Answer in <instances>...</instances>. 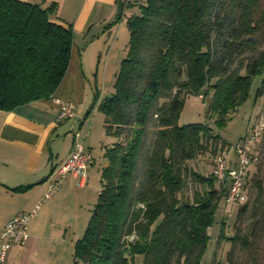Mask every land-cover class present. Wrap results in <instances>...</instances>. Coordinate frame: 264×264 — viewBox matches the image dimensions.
Returning a JSON list of instances; mask_svg holds the SVG:
<instances>
[{"label": "trees", "instance_id": "obj_1", "mask_svg": "<svg viewBox=\"0 0 264 264\" xmlns=\"http://www.w3.org/2000/svg\"><path fill=\"white\" fill-rule=\"evenodd\" d=\"M131 1L139 12L126 19L114 90L98 103L113 141L103 146L101 188L73 264H130L135 254L143 264H199L229 180L216 178L213 159L210 173L191 161L214 158L225 143L207 123L179 124V112L186 96L202 95L207 116L221 124L247 100L264 72V0ZM51 7L0 0V109L49 98L66 72L73 28L50 18ZM151 117L157 127L148 146ZM256 154L243 185L264 206V167H256L264 152Z\"/></svg>", "mask_w": 264, "mask_h": 264}, {"label": "crops", "instance_id": "obj_2", "mask_svg": "<svg viewBox=\"0 0 264 264\" xmlns=\"http://www.w3.org/2000/svg\"><path fill=\"white\" fill-rule=\"evenodd\" d=\"M24 1L39 3L44 8L52 6L50 18L72 25L68 67L52 95L71 100L74 115L59 120L58 105L51 97L11 110L0 109V228L17 211L29 210L39 202L36 214L28 220L27 239L9 247L3 264H72L74 245L84 232L101 188V170L107 161L103 155L104 143L98 149L101 155L98 164L93 156L85 177L69 172L50 197L43 196L52 168L71 150L74 131L79 128L84 131L85 149L94 153L90 145L94 143L91 118L83 110L91 92L98 95L100 85H105L110 61L119 62L120 50L112 54L110 47L105 53L102 81V48L113 34L114 22L118 16L136 10L137 5L131 0ZM120 31L121 28L113 44ZM114 67L116 79L118 69L117 65ZM99 94L98 103L107 94L105 88ZM98 103L94 106L98 107ZM101 133H105L104 127ZM229 156L234 160V154Z\"/></svg>", "mask_w": 264, "mask_h": 264}, {"label": "rangeland", "instance_id": "obj_3", "mask_svg": "<svg viewBox=\"0 0 264 264\" xmlns=\"http://www.w3.org/2000/svg\"><path fill=\"white\" fill-rule=\"evenodd\" d=\"M141 2L144 3L145 0H141ZM134 12H139V5L136 6V10L128 11L127 16H120L114 22L115 27L113 34L110 36L108 44L102 48L103 52L100 60L101 75H103L102 81H104V66L106 64L105 53L110 47H113L112 54H114L116 50H120L119 62L118 64L116 62L113 64L110 61L105 75V85H100L96 99L91 92L90 99L85 106V110H83V113L88 111V116L91 118V141L94 143L90 145L94 152L93 156L96 158V164H98L101 156L98 153L101 142L107 144V142L112 141L113 137H109L106 133H103L105 135L101 133L104 127L102 119L103 113L94 105L98 103L100 90L105 88L106 95L111 93L109 90H114L116 72L114 66L117 65L116 69H118L120 61L124 57L123 51L124 49L126 51L129 40V30L126 25V19ZM119 28H121L120 34L113 44L112 42L116 39ZM258 47H264V42L259 43ZM262 79H264V72L253 77L247 100L230 114L231 116L227 121L221 124L215 122L213 117L209 118L207 116L206 106L209 97L203 98L202 95L196 94L186 96L183 107L179 112V124L202 122L211 125L213 132L219 134L221 141L225 143V147L230 149L229 155H233L234 152L231 146H234L240 140V137L245 135L249 124L255 119L262 103H264V94L256 96V89L261 85ZM160 101H162V99ZM156 127L154 117H151L146 141L148 146L152 145L155 138ZM75 129H77V126ZM67 134H70V132H67ZM253 152L255 154L264 152V134H262L260 140L253 148ZM212 159V154L207 152L205 154H200L195 160L191 161V164L203 173H210L213 165ZM251 166L254 165H250L248 168ZM256 167H264V158L261 159ZM189 189L190 188H188L187 191L191 192V189L190 191ZM256 195V189L249 188L246 200L247 205L244 209H241V211L239 209L244 203L227 202L223 199L219 202L214 212L213 224L210 229H208L211 236L199 264H226L229 261H232L234 264H264V206H260L259 203H257L255 200ZM233 235H238V239H232L231 237ZM130 238H133V236H130ZM79 264H83V262L79 261ZM130 264H143V255L135 254Z\"/></svg>", "mask_w": 264, "mask_h": 264}, {"label": "built area", "instance_id": "obj_4", "mask_svg": "<svg viewBox=\"0 0 264 264\" xmlns=\"http://www.w3.org/2000/svg\"><path fill=\"white\" fill-rule=\"evenodd\" d=\"M53 102L58 105V119L71 118L74 115L73 102L61 100L51 95ZM86 118H81L84 121ZM264 134V103H262L255 119L249 124L248 130L234 146V160L231 161L228 147L223 148L213 158V172L217 179L229 180L228 190L225 197L227 202L243 203L247 199L244 191V177L247 168L255 164L259 156L253 152V148ZM84 131L79 128L73 133L72 147L69 154L60 163L55 165L48 177V188L44 198L50 197L57 186L61 184L64 177L73 173L80 177L86 176L87 167L93 162L92 152L85 149ZM39 208V202L29 210H19L13 214L0 228V264H3L9 247L25 242L28 237V220L35 215Z\"/></svg>", "mask_w": 264, "mask_h": 264}]
</instances>
